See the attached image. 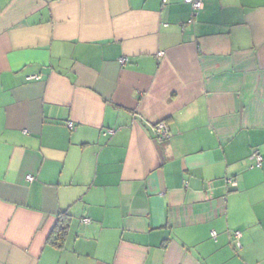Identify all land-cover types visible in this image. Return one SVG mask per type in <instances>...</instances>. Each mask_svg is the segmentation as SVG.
I'll use <instances>...</instances> for the list:
<instances>
[{
  "label": "crops",
  "instance_id": "obj_1",
  "mask_svg": "<svg viewBox=\"0 0 264 264\" xmlns=\"http://www.w3.org/2000/svg\"><path fill=\"white\" fill-rule=\"evenodd\" d=\"M192 12L0 0V264H264V0Z\"/></svg>",
  "mask_w": 264,
  "mask_h": 264
},
{
  "label": "built area",
  "instance_id": "obj_2",
  "mask_svg": "<svg viewBox=\"0 0 264 264\" xmlns=\"http://www.w3.org/2000/svg\"><path fill=\"white\" fill-rule=\"evenodd\" d=\"M187 3H189L192 7V13H193V17L196 15V13L203 8L204 6V0H185ZM194 21V18L190 19L189 22H193ZM128 60L127 57H122L120 59V62L121 63H126ZM70 126H72V124H69ZM153 131H154V135H155V138L159 141H162V140H166V139H169V137L171 136V132H170V129H169V126L167 125V123L165 121H159L157 123H155L153 125ZM113 130L112 129H108L106 130V132H104V134H107V133H112ZM253 158L255 160V166L256 167H261L262 164H263V157L262 155L256 151L253 153ZM29 180H32L33 177L31 175L28 176ZM231 185L233 186H236L237 185V182L236 181H233L232 179H229L228 181ZM82 222H85V223H90V219L88 218H84L82 219ZM234 236L237 240H239V238L241 237V232L240 231H235L234 233Z\"/></svg>",
  "mask_w": 264,
  "mask_h": 264
},
{
  "label": "trees",
  "instance_id": "obj_3",
  "mask_svg": "<svg viewBox=\"0 0 264 264\" xmlns=\"http://www.w3.org/2000/svg\"><path fill=\"white\" fill-rule=\"evenodd\" d=\"M70 215L68 214H63L61 215V219L59 221V224L51 234L49 238V242L56 246V247H62L65 240L66 236L68 233V228L70 226Z\"/></svg>",
  "mask_w": 264,
  "mask_h": 264
}]
</instances>
